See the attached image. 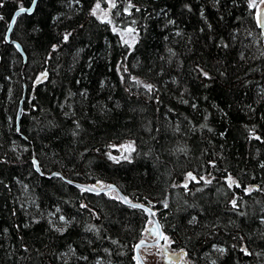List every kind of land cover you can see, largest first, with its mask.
<instances>
[{"label": "trees", "instance_id": "1", "mask_svg": "<svg viewBox=\"0 0 264 264\" xmlns=\"http://www.w3.org/2000/svg\"><path fill=\"white\" fill-rule=\"evenodd\" d=\"M32 2L0 0V264H138L148 214L69 181L149 207L185 264H264L251 0H36L23 58Z\"/></svg>", "mask_w": 264, "mask_h": 264}, {"label": "water", "instance_id": "2", "mask_svg": "<svg viewBox=\"0 0 264 264\" xmlns=\"http://www.w3.org/2000/svg\"><path fill=\"white\" fill-rule=\"evenodd\" d=\"M34 5L35 4H33V2H32L31 5L29 7H26V8H32L33 9ZM17 11H18V9L14 12V14L12 15V18L10 20L9 25L11 24V28L8 27L7 34H6V40L9 43H11L12 45H14L15 48L17 49V51L24 58V55L22 53L20 45L17 42L11 41L9 39L10 32H11L12 27L14 25V23L12 22L13 17L16 15ZM258 13H260L259 16H258ZM23 14H29V13H23ZM16 18H17V16H16ZM256 20H257L258 28H259L260 33H261V37H262V40H261L262 46L264 48V5L261 8H259V10L257 11ZM20 115H21V102H20L18 112H17V118H16L17 123L19 121ZM32 163H33L35 171L39 172V168H38V165H37V162L35 159L32 160ZM54 174H55V172L51 173L49 176L54 175ZM69 182H70V184L75 185V186L81 188L82 190L86 189L87 191L94 192V193H107L109 191H115L116 194L118 195L119 199L121 200V202L124 203L125 205L130 206V207H132L131 205H133V204H138V205L143 206V207L138 208V209H141L148 214L150 221H151V223L148 227V235L154 237V240L149 241V242L144 241V244L140 245V247L137 248L136 245L140 244L141 241L138 242L135 245L134 251H135V256H136V260H137L138 264H145L142 256L139 253V249L140 248L154 247V246L160 245L161 240H162L160 237H161V234L163 235V231L161 229V226H160L156 216L152 215L154 212L144 204L129 201L121 192L118 191V189L115 186H113L111 184L104 187V188H98V187L88 186V185H84V184H79L76 182H71V181H69ZM146 209H147V211H146ZM162 255H163L162 261L164 264L177 263L181 257H183V258L186 257V253L184 251L173 252V251L168 250V248L166 246L162 247Z\"/></svg>", "mask_w": 264, "mask_h": 264}, {"label": "rangeland", "instance_id": "3", "mask_svg": "<svg viewBox=\"0 0 264 264\" xmlns=\"http://www.w3.org/2000/svg\"><path fill=\"white\" fill-rule=\"evenodd\" d=\"M114 0H105V5H101L100 4V8L96 9V6L93 8V9H96V14L95 16L101 20H108V16H109V5L112 4ZM256 2V5L257 7H255V10H256V14H257V11L259 10V8H261L264 4L260 3V0H255ZM125 34H127L126 36L123 35V37L126 39V40H129L133 37H130L129 33H128V30L125 31ZM148 240H152V238L150 237ZM169 241V240H168ZM162 244L163 246H167L169 247V244L170 242H166L165 240H162ZM161 251H162V247H152V248H149L147 251L146 250H143V253L145 255V264H164L162 262V254H161Z\"/></svg>", "mask_w": 264, "mask_h": 264}, {"label": "snow or ice", "instance_id": "4", "mask_svg": "<svg viewBox=\"0 0 264 264\" xmlns=\"http://www.w3.org/2000/svg\"><path fill=\"white\" fill-rule=\"evenodd\" d=\"M35 2H36V0H33V4H35ZM260 3L264 4V0H260ZM0 6H2V5H0ZM112 6L115 7V4H112ZM249 6H250V7H257L255 0H251ZM98 8H100V4H99V2H98L97 5H96V9H98ZM96 9H93V12H92L93 15L96 14ZM32 10H33L32 8H25V7H23V6L21 5V6L19 7V9H18L16 15L13 17V21H12V22H13V23L15 22L16 16H19L20 14H23V13H29V14H30V13L32 12ZM137 10H138V9H137ZM259 15H260V13H258V16H259ZM0 19H2V17H0ZM9 28H11V24L9 25ZM129 31H131V29H130ZM69 35H70V34H66V35L64 36V40H65V41L68 39V36H69ZM125 43H127V41H125ZM42 75H46V74H42ZM205 75H206V74H205ZM146 87H148V88L150 89V88H151V85H147ZM131 148H132L131 144L128 145V149H131ZM110 158H111V159H117V158H115V157H110ZM125 159H127V157H125ZM188 177H189L190 179H195V177H193L191 173L188 174ZM228 179H229V184H230V186H231V184L236 183L234 180H232L231 177H229ZM237 186H239V185H237ZM185 187H187L186 184H185ZM84 190H86V189H84ZM131 206H132L133 208H141V207H143L142 205H138V204H133V205H131ZM233 206H234V207L236 206V205H235V201H233ZM146 211H147V209H146ZM152 215H155V213H153ZM61 219H63V217H61ZM160 238L163 239V240H165L166 242H170V241H168V238H167L166 236H163L162 234H161V237H160ZM142 244H144V241H143V240H141L140 244L136 245V247L139 248L140 245H142Z\"/></svg>", "mask_w": 264, "mask_h": 264}]
</instances>
